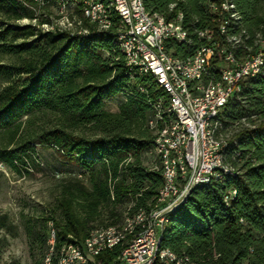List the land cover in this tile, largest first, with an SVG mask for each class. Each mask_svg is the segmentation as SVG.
<instances>
[{"label":"trees","instance_id":"trees-1","mask_svg":"<svg viewBox=\"0 0 264 264\" xmlns=\"http://www.w3.org/2000/svg\"><path fill=\"white\" fill-rule=\"evenodd\" d=\"M73 1L66 0V8L73 7L87 33L42 29L41 24L51 22V9L60 11L59 0H0V54L10 57L0 63L5 80L0 87V134L6 139L0 144V162L26 173L48 165L60 173L52 174L51 204L21 223L33 264H44L50 225L55 228L51 263L56 264L63 244L80 242L95 229L119 225L125 215L153 207L162 185L154 140L155 129L170 118L163 113L166 94L150 73L130 76L115 42V26L98 31ZM220 1L143 3L161 19L181 11L192 32L193 50L209 44L197 30L210 29L213 39H223L208 9ZM232 1L243 30L234 55L255 54L264 39V0ZM22 19L27 22L20 24ZM167 48L186 54L177 43ZM111 98L117 99L114 111L104 108ZM238 98L227 103L219 133L226 140L223 161L234 174L193 188L167 214L161 233L160 246L187 258L188 264H264V67L243 81ZM157 111L163 119L152 128L149 121ZM35 120L41 124L23 131ZM43 150H50L60 167ZM231 191L235 193L224 202ZM18 233L19 225L0 212V253ZM120 249H105L89 264H115ZM0 264L22 263L10 257Z\"/></svg>","mask_w":264,"mask_h":264},{"label":"built area","instance_id":"built-area-1","mask_svg":"<svg viewBox=\"0 0 264 264\" xmlns=\"http://www.w3.org/2000/svg\"><path fill=\"white\" fill-rule=\"evenodd\" d=\"M117 1L120 4L121 12L125 13L127 18V28H122L120 32H129V38L142 40L145 59H149V63L154 68V75L159 76L163 85L168 86V89L174 94V102L177 109L181 110L184 119V128L177 132L184 134L188 160H190V170H183L179 166L176 150L173 147L174 135L161 137L163 145L169 152V161L172 162L171 171L165 174L168 175L170 190L164 192L172 193V201H165L163 194L161 210L156 217L155 224L150 225L148 232L133 237L130 245L119 257H116L117 263H115L150 264L149 253L155 239L159 217L166 212V207L174 205L177 200L185 197V190L192 180L208 178V170L214 169V166L218 165L216 150L218 145L224 144V142H218V135L225 119L215 122V134H207L206 120H204V127H197V119H202L204 112L221 109L230 101L238 100V91H241L243 81L257 74V63L264 54V43L255 54L245 56V59H233V54H230V45L223 36L226 11H218L216 7L220 13L219 23H216L217 30L223 39H213L210 30V51L207 60L199 61L198 50L202 44L192 50V32L184 24L182 17L173 16L166 19L162 15L161 21H152L150 11L141 12L140 0ZM210 4L216 6V2ZM57 7L58 9H70ZM202 31H196L199 38H202ZM242 33L243 30L239 28L237 30L238 46L241 42ZM170 43H177L184 47L187 67H177V55L167 48V44ZM139 64L140 62L135 61L132 53V65ZM213 65H221L225 69V79H217L216 76H213ZM172 70L186 72V80L176 82L172 79ZM212 82L224 83V90L216 91V100H208ZM165 124L166 121L161 128L164 129ZM228 193H235V191ZM227 194L224 195L226 203L228 202ZM85 245H94V250L98 248L109 250L110 247H113L112 243L91 242L90 244H81L79 242V249H74L69 264H85L86 260L94 259L92 255H87L85 252Z\"/></svg>","mask_w":264,"mask_h":264},{"label":"bare ground","instance_id":"bare-ground-1","mask_svg":"<svg viewBox=\"0 0 264 264\" xmlns=\"http://www.w3.org/2000/svg\"><path fill=\"white\" fill-rule=\"evenodd\" d=\"M59 6L66 8V0H59ZM78 4L81 6L83 15L89 20L90 23H93L95 28L98 31H106L112 28L114 38L117 46L122 51L125 58V66L127 67V72L131 76L132 74H141V73H150L152 75L156 84L163 89L166 94L167 107L166 112L163 110V113H167L170 116L169 120L166 122L164 129H155V140H154V150L156 154L159 155L160 163L159 170L162 176V185L159 188L153 207L148 210L139 208L132 215H125L124 219L119 225L108 226L104 228H98L90 232V234L80 241L81 244H90L91 242H100V244L112 243L113 247L120 246L121 249L117 257L122 254L126 247L130 245L133 237L137 235H142L149 231L150 225H154L156 222V217L160 213L161 204L163 201V194L165 201H172V193H164L170 190V183L168 182V172L172 169V162L169 161V152L166 150L161 137H170L174 135L173 147L176 150V157L179 160V166L183 170H190V160H188V151L185 146L184 134L180 131L184 128V119L182 118V112L180 109H177V106L174 102V94L168 89V86H164L161 82V78L157 75H154V68L149 63V59H145V51L142 45L141 39L129 38V32H120L122 28H127V18L126 14L121 12L120 4L117 0H76L73 1L72 6ZM96 5V6H94ZM175 4L172 3L169 5V8L172 9ZM218 11H226V21L223 22V36L225 37L227 43L230 45V54H233V59H245V56L241 58L235 57L234 53L238 47L237 41V30L240 28V15L236 10V6L232 0H221L215 5H208V9L212 14V20L215 23H219L220 13ZM227 8V9H226ZM66 11L68 9H62ZM140 10L141 12H148L144 6L143 0H140ZM73 7L70 12L63 14L60 17V23L62 27H57L62 30H67L71 33H87L86 28H82L81 21L76 18L73 13ZM115 16L114 23L112 21V16ZM174 17H182L183 14L181 11H177ZM150 19L152 21H161V17H157L155 13L150 12ZM41 27H45L46 30L53 29L52 24L43 23ZM210 29H205L202 31V39H206L209 44H202L198 50V60L206 61L208 57V52L210 51ZM264 43V39L261 41ZM132 53L135 57V61L140 62L139 65H132ZM177 67H187V57L186 54L179 56L177 55ZM264 67V54L263 58L257 63V74ZM213 76H216L217 79H225V69L221 65H213ZM172 79L176 82H183L186 80V72L181 70H172ZM224 90L223 82H212L211 91L208 93V100H216V91ZM239 99V98H238ZM161 99L158 98L160 103ZM227 105V104H226ZM226 105H223L221 109L215 111L204 112L202 113V119H197V127H204V120L207 121V134H215L216 124L215 122L222 121L224 119V111ZM166 114V115H167ZM163 115L161 111H157L155 114V119L149 121L150 126L155 127V120L162 119ZM156 128V127H155ZM222 134L218 135V142H225ZM223 145H218L216 150V157L218 165L214 166V169L208 170V178L205 179H195L189 183V186L185 190V197L179 199L174 203V205L166 207V212L163 216L158 219V226L156 227L155 239L151 245V251L149 253L150 264H188L187 258L178 257L173 251L168 248L160 246L161 233L164 228V225L167 222V214L173 211L178 206L182 205L189 193L196 186L208 183L212 180H224L227 175L234 174V170L227 166L223 161L222 148ZM156 169V168H155ZM230 170V171H229ZM234 193L227 194V201L230 199L231 195ZM224 202L225 198H224ZM128 214V213H127ZM49 237H48V252L44 258L45 264L51 263V255L54 252V241H55V228L51 225L49 226ZM111 248V247H110ZM74 249H79V242H69L63 244L57 253L56 264H69L72 259ZM107 248H98L94 250V245H85V252L87 255H92L95 257L99 255L102 251ZM93 260H86L85 264H89Z\"/></svg>","mask_w":264,"mask_h":264},{"label":"rangeland","instance_id":"rangeland-1","mask_svg":"<svg viewBox=\"0 0 264 264\" xmlns=\"http://www.w3.org/2000/svg\"><path fill=\"white\" fill-rule=\"evenodd\" d=\"M51 22L53 29L62 27L60 17L70 12L62 9H51ZM26 19L19 21L20 24L26 23ZM46 30L45 27H42ZM10 57L6 54H0V63L8 62ZM5 84V80L0 77V87ZM116 98L107 100L104 108L114 111L116 106ZM165 108V112H166ZM41 121L35 120L31 124H26L23 131H32ZM4 135L0 134V144L5 143ZM45 156L50 162L60 167L59 161L50 150H43ZM153 158L151 154L147 155V161ZM54 172V173H53ZM60 173L56 170L52 171L50 166H44L41 170L26 173L24 169H11L0 162V212H6L19 225V233L16 237H9L8 245L3 248L0 253V260L4 261L10 257L18 258L22 264H33L29 257L26 236L23 232L21 223L30 217L39 216L48 204L53 201L55 193V179ZM47 254V253H46ZM46 256V255H45ZM45 258V257H44ZM45 264V260L43 259Z\"/></svg>","mask_w":264,"mask_h":264}]
</instances>
